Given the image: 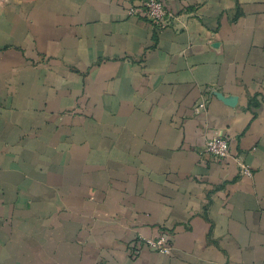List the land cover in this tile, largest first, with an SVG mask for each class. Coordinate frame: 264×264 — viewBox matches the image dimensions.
<instances>
[{
  "label": "crops",
  "instance_id": "obj_1",
  "mask_svg": "<svg viewBox=\"0 0 264 264\" xmlns=\"http://www.w3.org/2000/svg\"><path fill=\"white\" fill-rule=\"evenodd\" d=\"M163 1L0 0V264H264V0Z\"/></svg>",
  "mask_w": 264,
  "mask_h": 264
},
{
  "label": "built area",
  "instance_id": "obj_2",
  "mask_svg": "<svg viewBox=\"0 0 264 264\" xmlns=\"http://www.w3.org/2000/svg\"><path fill=\"white\" fill-rule=\"evenodd\" d=\"M127 15L130 18L147 21L157 31L171 28L176 19L175 14L168 11L163 0H140L138 5H133L128 9ZM204 153L219 163L233 160L241 175L253 177V171L243 157L231 154L230 141L225 136L209 138L206 141ZM172 246L169 235L162 234L156 238L140 237L129 244L128 251L133 258L139 257L145 250L171 255Z\"/></svg>",
  "mask_w": 264,
  "mask_h": 264
}]
</instances>
